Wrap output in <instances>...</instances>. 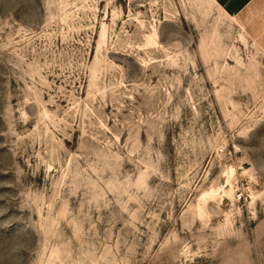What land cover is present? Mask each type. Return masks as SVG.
I'll list each match as a JSON object with an SVG mask.
<instances>
[{"label":"rangeland","instance_id":"374dc122","mask_svg":"<svg viewBox=\"0 0 264 264\" xmlns=\"http://www.w3.org/2000/svg\"><path fill=\"white\" fill-rule=\"evenodd\" d=\"M229 1L0 0V264H264V40Z\"/></svg>","mask_w":264,"mask_h":264},{"label":"crops","instance_id":"0c3cea01","mask_svg":"<svg viewBox=\"0 0 264 264\" xmlns=\"http://www.w3.org/2000/svg\"><path fill=\"white\" fill-rule=\"evenodd\" d=\"M229 3L238 4L235 17L256 38L264 40V0H230Z\"/></svg>","mask_w":264,"mask_h":264},{"label":"built area","instance_id":"2783aa9c","mask_svg":"<svg viewBox=\"0 0 264 264\" xmlns=\"http://www.w3.org/2000/svg\"><path fill=\"white\" fill-rule=\"evenodd\" d=\"M218 154L224 156L225 155V150L224 149H220L218 151ZM229 155H232V152H229ZM235 196H234V200L237 203H242V202H246L247 198H248V191H249V184L248 183H243V180H241V183L238 181L235 186Z\"/></svg>","mask_w":264,"mask_h":264}]
</instances>
